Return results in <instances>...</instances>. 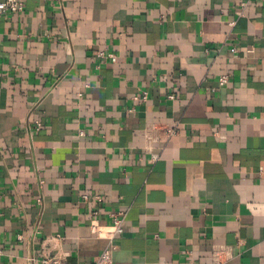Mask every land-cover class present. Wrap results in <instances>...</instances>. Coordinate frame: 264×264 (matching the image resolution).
<instances>
[{
    "label": "crops",
    "instance_id": "obj_1",
    "mask_svg": "<svg viewBox=\"0 0 264 264\" xmlns=\"http://www.w3.org/2000/svg\"><path fill=\"white\" fill-rule=\"evenodd\" d=\"M23 1L0 15V264H94L116 213L112 264H264V0Z\"/></svg>",
    "mask_w": 264,
    "mask_h": 264
},
{
    "label": "built area",
    "instance_id": "obj_2",
    "mask_svg": "<svg viewBox=\"0 0 264 264\" xmlns=\"http://www.w3.org/2000/svg\"><path fill=\"white\" fill-rule=\"evenodd\" d=\"M24 10V1L23 0H3L0 2V15L18 13ZM98 56L103 59H111L116 61V55L113 53H105L104 50L98 51ZM230 74L224 73L220 76L218 84L224 86L229 83ZM171 98H174V95H170ZM142 99L146 100L147 95L144 93ZM173 133V130H172ZM81 134H84L82 132ZM82 198L87 199L88 195H83ZM92 230L94 233H101L100 226L93 225ZM123 232V216L121 213H116L113 216V221L111 224V230L107 233V238L109 240L108 245L101 251L95 260L94 264H112L113 262V251L116 248L115 240ZM41 264H64L62 259L59 257H45L41 260Z\"/></svg>",
    "mask_w": 264,
    "mask_h": 264
}]
</instances>
